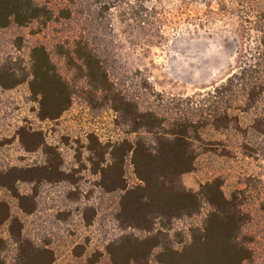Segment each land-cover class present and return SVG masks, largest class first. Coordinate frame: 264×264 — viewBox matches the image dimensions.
<instances>
[{
    "label": "trees",
    "instance_id": "16d2710c",
    "mask_svg": "<svg viewBox=\"0 0 264 264\" xmlns=\"http://www.w3.org/2000/svg\"><path fill=\"white\" fill-rule=\"evenodd\" d=\"M162 1L0 0V30L15 26L33 36L52 34L47 44L31 46L26 62L0 61V89L27 83L40 120L60 118L74 102L96 114L113 113L114 125L125 137L105 144L90 134L87 164L101 196L119 193L117 209L110 213L116 226L144 235L127 232L110 241L105 246L108 264H147L154 249L162 264H264V0H254V5L249 0H205L204 10L194 17L182 11L194 0H173L178 14L167 11ZM183 18L196 29L235 18V65L207 90L171 96L122 62L114 24L133 35V45L149 49L166 41V28ZM14 44L21 48L22 37ZM209 132L223 138H208ZM19 137L24 150H41L44 164L0 166V191L15 200L19 212L30 214L41 182L72 181L62 169L60 153L40 133L22 129ZM217 148L224 156L239 152L255 160L261 173L239 178L228 196L219 176L197 191L175 187L178 176L194 170L198 156ZM127 162L136 181L132 185L124 177ZM22 183L30 190L21 191ZM86 209L89 226L96 210ZM196 217L198 223L185 232L173 230L174 222ZM6 221L14 245L11 264L54 262L50 249L23 238L18 218L0 201V226ZM2 248L0 244V264H9ZM77 248L72 253L81 256ZM100 256L85 260L98 264Z\"/></svg>",
    "mask_w": 264,
    "mask_h": 264
},
{
    "label": "rangeland",
    "instance_id": "374dc122",
    "mask_svg": "<svg viewBox=\"0 0 264 264\" xmlns=\"http://www.w3.org/2000/svg\"><path fill=\"white\" fill-rule=\"evenodd\" d=\"M204 1L190 2L182 10L186 13L183 15L194 17L201 14ZM249 1L253 5L256 3ZM161 5L171 14L180 11L173 0H163ZM172 27L166 28V41L162 44L142 49L130 42L133 35L115 23V34L119 39L117 51L122 62L137 69L156 90L171 96H189L207 90L228 76L236 58L235 18L228 22L215 21L206 29H196L183 18ZM17 37H22L21 48L14 44ZM51 38L52 34L48 31L33 36L29 29L15 26L0 30V61L21 58L26 62L31 46L37 42L47 44ZM36 111L37 104L27 83L12 89H0V166L25 168L44 164L45 156L41 150L26 151L22 146L19 135L22 129L29 130L40 133L46 144L58 150L62 169L70 174L72 182H41L37 187L35 209L30 214L19 212L15 200L4 191H0V201L7 203L12 216L18 218L23 238L52 251V264H87L86 257L97 255H101L98 264H108L105 246L110 241L127 232L138 238L144 234L132 230L124 232L112 220L110 213L117 209L119 193L100 195L95 185L97 176L91 173L87 164V137L93 133L106 144L125 136L114 125V115L108 110L96 114L84 104L74 102L54 121L38 119ZM213 135L222 137L212 132L206 137ZM124 170L127 183H135L128 162ZM261 170L255 160L239 152L224 156L217 148L198 156L194 170L178 176L174 185L178 189L197 191L200 185L219 176L223 180L222 190L228 196L239 186V178L248 174L259 175ZM19 188L29 191L31 186L22 183ZM87 206L96 210L89 226L85 225L89 214ZM199 220L200 217L176 221L173 230L185 232L189 225ZM0 244L3 246L2 255L11 264L14 245L9 236V221L0 226ZM74 247H78L76 252L82 251L81 256L72 253ZM173 247L178 245L173 244ZM158 253L159 249H154L147 264H162L157 258Z\"/></svg>",
    "mask_w": 264,
    "mask_h": 264
}]
</instances>
